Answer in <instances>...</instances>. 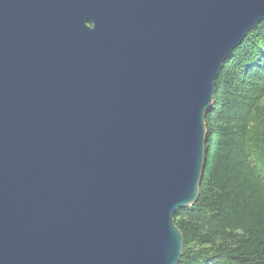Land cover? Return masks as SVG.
I'll use <instances>...</instances> for the list:
<instances>
[{
  "label": "water",
  "instance_id": "95a60500",
  "mask_svg": "<svg viewBox=\"0 0 264 264\" xmlns=\"http://www.w3.org/2000/svg\"><path fill=\"white\" fill-rule=\"evenodd\" d=\"M264 0H0V264H180L218 75Z\"/></svg>",
  "mask_w": 264,
  "mask_h": 264
},
{
  "label": "trees",
  "instance_id": "16d2710c",
  "mask_svg": "<svg viewBox=\"0 0 264 264\" xmlns=\"http://www.w3.org/2000/svg\"><path fill=\"white\" fill-rule=\"evenodd\" d=\"M260 40L264 42V22L218 75L214 105L206 116L207 163L201 195L195 205L174 216L184 236L180 264H264V175L255 172L250 156L253 133L247 117L252 111L244 97L250 88L241 75L262 72ZM262 128L255 137L259 135L256 149L264 157Z\"/></svg>",
  "mask_w": 264,
  "mask_h": 264
},
{
  "label": "rangeland",
  "instance_id": "374dc122",
  "mask_svg": "<svg viewBox=\"0 0 264 264\" xmlns=\"http://www.w3.org/2000/svg\"><path fill=\"white\" fill-rule=\"evenodd\" d=\"M263 41H259V47L264 56V45ZM264 60V57H263ZM231 68H236L234 65ZM243 81L245 80L246 86L249 90L247 94H244L246 102L250 104L252 113L251 116L247 117L251 119L250 128L252 130V136L249 141L250 156L252 158L253 168L257 174L264 175V157L257 151L256 143L259 140V135L256 138L258 131L262 130L264 125V64L262 66V72L260 74L252 75L248 72L241 73ZM249 115V113H248Z\"/></svg>",
  "mask_w": 264,
  "mask_h": 264
}]
</instances>
